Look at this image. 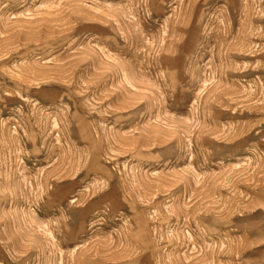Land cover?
<instances>
[{
  "label": "rangeland",
  "instance_id": "1",
  "mask_svg": "<svg viewBox=\"0 0 264 264\" xmlns=\"http://www.w3.org/2000/svg\"><path fill=\"white\" fill-rule=\"evenodd\" d=\"M0 264H264V0H0Z\"/></svg>",
  "mask_w": 264,
  "mask_h": 264
}]
</instances>
